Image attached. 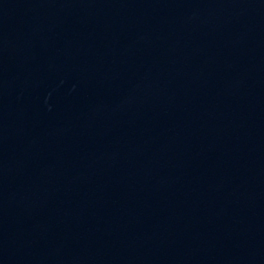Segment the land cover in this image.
<instances>
[{"label": "water", "instance_id": "obj_1", "mask_svg": "<svg viewBox=\"0 0 264 264\" xmlns=\"http://www.w3.org/2000/svg\"><path fill=\"white\" fill-rule=\"evenodd\" d=\"M0 264H264V0H0Z\"/></svg>", "mask_w": 264, "mask_h": 264}]
</instances>
